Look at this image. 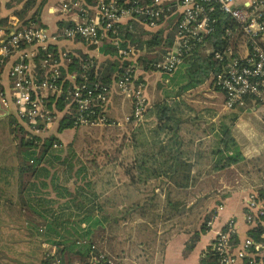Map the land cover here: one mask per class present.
I'll return each mask as SVG.
<instances>
[{
  "label": "built area",
  "instance_id": "1",
  "mask_svg": "<svg viewBox=\"0 0 264 264\" xmlns=\"http://www.w3.org/2000/svg\"><path fill=\"white\" fill-rule=\"evenodd\" d=\"M95 1L94 19L75 21L72 26L55 31L39 25L18 28L15 25L7 37L0 38V62L6 56H16L9 71L13 79L11 95L2 97V103L14 111L29 134L47 135L59 112L55 106L58 98L66 101L62 112L67 110L74 115L75 127L106 125L104 114L98 115L97 110L101 111L108 99L111 84L89 86L86 72L92 61H86L81 64V80H76V74L66 75L70 84L64 87L59 67L69 51L56 45L62 40L78 38L99 48L101 39L113 34V43L118 47L119 25L130 19L150 29L171 22L173 44L166 49L163 59L155 63L157 69L170 73L181 63L183 53L197 44H203L201 50L212 52L213 48L204 43L203 38L215 31L213 24L219 19L215 15L222 13L229 21L220 38L224 41L223 49L214 54L220 69L211 76L212 80L223 91L229 108L245 102L264 101V0H251L245 8L238 7L236 0ZM77 5L78 0L61 1L62 10ZM240 43L246 49L243 56ZM135 52L130 46L119 49L126 60ZM38 68H46L47 74L39 78ZM133 77V70L126 66L114 85L128 95ZM134 101L132 118L139 124L147 107L142 83L134 93ZM263 191L264 185L252 187L245 198V221L251 228L261 229L259 239L249 235L239 238L235 221L229 219L217 231L210 246L215 256L214 264H264Z\"/></svg>",
  "mask_w": 264,
  "mask_h": 264
},
{
  "label": "rangeland",
  "instance_id": "2",
  "mask_svg": "<svg viewBox=\"0 0 264 264\" xmlns=\"http://www.w3.org/2000/svg\"><path fill=\"white\" fill-rule=\"evenodd\" d=\"M71 41L91 44L78 38L71 39ZM164 54L158 61L163 59ZM137 57L134 53L131 54V58L136 59ZM3 62H0L1 65ZM127 66L133 70L134 74L133 79L129 82L128 95L122 93L116 87L117 85H114L115 79L110 83L111 90L108 99L101 107L102 114L107 120L106 125L74 128L75 133L72 142L69 143L70 145L62 143V147L65 148L62 155L69 154L67 150L69 146L73 149L74 167L70 174L71 178L66 177L67 172L64 176L61 175L55 183V185L60 186L58 191L62 194L64 193V186L74 190L75 185L84 188L88 195L91 194L89 199H92L96 207L94 219L99 221L94 227V246L100 252V256L107 258V264H122L123 260H119V253L121 254L123 251H121L123 245L121 246L120 240L133 242L136 229L138 233H142L144 232V225L148 227L146 229L147 240L145 242L140 241L139 245L141 244L142 247H138L137 251L133 250L132 245L129 247L130 258L135 259L138 257L137 255H142L145 257L143 261L148 260L147 257L149 252L153 250V244L157 245L154 247L155 249L158 248V244L160 245L156 237L158 231L165 232L172 227L200 230L204 222L207 224L209 217L213 215V209H216L220 201L229 192L238 190L249 182V178H252L248 177L243 172L244 169L242 168L244 167L239 165L228 167L217 173L210 172L191 177L190 182L192 185L194 184L193 187L183 191L179 200H174L179 205L177 207L168 206L166 195L170 197L172 193L170 189L174 187L171 186L172 181L166 175H161V171H164L170 162H165L167 152H162L159 149L161 144L172 135L173 126L166 124L160 127L158 122L154 125L153 130L147 131L145 137L138 139L136 131L143 121L146 111L139 124H135L136 121L132 118L135 102L134 93L139 83H142L147 105L150 101H155V94L156 96L159 95V99H166L169 105L173 104L175 97L180 102L179 105L174 104L175 112L184 122L182 123V130L183 133L185 131L187 138L189 136L188 129H194L196 123H199L196 122V116L203 114L200 112L205 110L203 106L210 99L217 97H214V93L211 91L213 87L207 88V84L187 89L182 92V95L175 96L174 92L186 82L183 75L184 67L181 63L170 73L155 68L157 72L151 75L154 82L153 84L149 83L150 88L147 86V81L142 79L141 72H152L153 70L144 69L143 65L136 63L135 60H131ZM138 73L142 76H138ZM208 81L213 82L212 78ZM112 88H115L118 94L126 98L125 100H130V110L125 112L126 114L121 121L117 122L105 113ZM152 95H154L153 98ZM257 102L262 104V101ZM223 103L226 105V98ZM181 110H185L182 115L180 114ZM204 113L206 117L211 114L208 111ZM200 120H204V118H200ZM9 126L6 121L0 120V164L15 165L17 163L15 141L12 139ZM211 142L213 143L211 138L206 141L207 144ZM212 163L213 161L209 159L203 160L201 167L209 169ZM80 166L84 167V171L75 174ZM57 168L59 171L65 169L60 165ZM254 176L253 179L255 180L259 178L255 174ZM9 181L11 186L9 190L6 187L5 189L11 192L15 190L14 179L9 177ZM217 189L220 190L217 191ZM46 191H49V195L52 197H55L58 192L51 186ZM179 195L174 192L173 197ZM59 198L60 203L66 199ZM1 201L4 202L5 198H2ZM182 201H186L188 207L180 205ZM4 205L0 210V264H41L45 255L56 253L57 247L43 241L32 228L30 229L25 225L27 213H20L17 206L16 209L10 208L6 202ZM183 211L187 212L183 214L185 219L181 217ZM69 227L70 231L73 232L74 226L70 224ZM150 238H156V242L151 243L152 239ZM66 260L74 261L68 252L66 253ZM53 263L61 264L57 259L52 260L49 264Z\"/></svg>",
  "mask_w": 264,
  "mask_h": 264
},
{
  "label": "trees",
  "instance_id": "3",
  "mask_svg": "<svg viewBox=\"0 0 264 264\" xmlns=\"http://www.w3.org/2000/svg\"><path fill=\"white\" fill-rule=\"evenodd\" d=\"M46 0H7L6 6L13 8V14L18 18L17 28L21 26H31L41 24V10ZM96 3L95 0H89ZM148 3L150 0H142ZM219 19L214 23L215 31L204 36V43L211 45L212 52L201 50L202 43H199L183 53L181 65L184 67L183 75L186 78L180 89L174 92L175 96L182 95L187 89H192L203 84L213 74L220 69V65L215 60L214 54L218 50H222L224 41L221 38L224 33V26L228 24V18L222 13L217 12L215 15ZM0 24L8 25V17H1ZM73 22L60 23L59 28L63 26H72ZM44 27V26H43ZM119 46L113 43V34L107 38H102L99 45V51L107 58L98 62L94 57L87 54L74 53L69 51L67 57L59 68L61 70V78L63 86L70 84L66 75L76 74V80L80 81L79 72H81V64L86 61H92V65L87 70V83L93 87L95 83L108 85L114 79H118L123 73L125 67L131 62L124 59L119 54V49L132 46L135 51L139 52L137 61L143 65L146 70L155 69V63L160 60L162 54L166 52L167 43L171 44L174 37L172 35L168 41L164 42L161 31L148 32L143 28V24L135 19H130L119 25ZM9 30V29H8ZM11 29L8 31L10 33ZM89 46L94 47L93 44ZM157 50V51H156ZM5 57V61L7 60ZM4 61V62H5ZM39 78L45 76L46 68L36 69ZM12 85L13 79L10 78ZM168 96V95H167ZM173 104L169 105L166 99H158L154 105L155 115L160 127L166 124H172V135L166 142L161 144L159 150L167 152L165 162L170 164L165 168L169 169L172 174L166 175L175 185L187 186L191 181L189 175H174L173 172L178 168H190L191 164L187 159L182 158L181 141L179 137V126L182 119L175 112V105H179V101L174 97ZM66 101L58 98L55 106L58 110H63ZM98 109V108H97ZM98 115L103 112L99 109ZM73 114L64 111L59 120V130L66 128H76L73 121ZM7 117L9 118L12 139L15 141V154L17 163L15 165L0 164V210L3 208L4 202L12 209L16 206L20 213H27L25 225L32 228L36 235L40 236L43 241L57 247L56 253L44 256L41 264H49L52 260L57 259L61 264H107V258L100 256V252L94 246V227L99 223L95 220V205L92 199H89L88 193L84 188L75 185V189L71 190L64 186L62 194L59 192V185H55L59 177L67 174V178H71V171L74 167L73 149L71 146L67 149L69 154L62 155L65 148L62 147V141L54 134L40 136L29 134L25 124L21 123L14 111H11ZM171 128V127H169ZM222 135L220 138L221 147L216 149L217 159L213 162V168L223 170L233 165L243 166L246 169L251 167L245 174L249 178L248 181L259 182L264 180V164L263 159L256 157L253 159H245L241 153L235 139L232 136L228 125L222 126ZM71 143V142H70ZM69 144V143H68ZM56 145V146H54ZM70 145V144H69ZM65 169L59 171L58 166ZM254 168V169H253ZM84 167L80 166L75 174L84 171ZM165 171V170H164ZM257 175L259 178L253 179ZM162 175V174H161ZM9 177L14 179V191H7L11 184ZM1 182H3L1 184ZM49 186L57 190V197L49 195L46 191ZM264 193V191H263ZM59 195V196H58ZM59 197L66 198L63 202H59ZM5 198L2 202L1 199ZM168 206L177 207L179 204L171 201L166 195ZM91 204V205H88ZM57 205V206H55ZM181 205V203H180ZM70 224L74 226V231H70ZM84 224V226H83ZM206 229L205 222L199 232ZM199 232H195L186 245L187 249L194 246V242L199 237ZM261 229L252 228L248 235L254 239H259ZM69 253L74 261L66 260V253ZM215 256L211 249L207 250L205 256L201 259V264H214Z\"/></svg>",
  "mask_w": 264,
  "mask_h": 264
},
{
  "label": "crops",
  "instance_id": "4",
  "mask_svg": "<svg viewBox=\"0 0 264 264\" xmlns=\"http://www.w3.org/2000/svg\"><path fill=\"white\" fill-rule=\"evenodd\" d=\"M38 1L42 0H37V2ZM61 1L62 0H46L42 6L40 15L41 24L51 31L57 30L59 28L60 23L66 21L75 22L96 18L95 3H92L89 0H78V5L76 6V8L70 10H62ZM164 1L173 2L175 0ZM250 1L251 0H236L235 2L238 7L245 8L247 7ZM6 2L7 0H0V18L8 17V25L0 24V38L7 37L8 31L10 29L12 30L13 27L19 23L18 18L12 12L13 8H8L6 6ZM127 21L128 20H125L123 23ZM171 26V22H166L155 29H150L144 25L143 28L151 33L161 31L162 39L164 42H166L168 41V38H170L171 35L172 37H174V32L172 31ZM173 41L174 39L172 40L171 44L167 43L165 47L168 48L172 46ZM56 46L61 49H67L68 51L74 53L80 52L81 54H87L88 56L94 57L98 62H101L105 58H107L103 53L99 51V48L91 47L80 41L62 40L57 43ZM239 50L242 56L246 54V49L242 45V43H240ZM137 54H139V52L136 51L134 55L137 57ZM15 58L16 56H11L8 57L7 60L2 63V65L0 63V120L6 121L8 125H10V122L7 115L12 110L10 108H6L3 105L2 97H9L11 95L9 71L11 69V66L15 62ZM137 58L129 59L137 61ZM156 72L157 71L153 69L152 72H141L143 76L138 73V76H142V79L147 81V86L148 88H150L151 85L149 83L153 84L154 82V79H151V75ZM210 78L207 79L200 86H205L207 84V88L213 87L211 91L212 93H214V97L217 98L210 99V101L203 106L205 110L200 111L203 114H198L196 116L197 119H199H196V122L199 123H196L197 125L193 127L194 129H188V138L185 137L186 133L185 131L183 133L182 130V123L184 122H182L179 126L178 134L182 145L181 151L183 155L181 159H187L191 164V167L187 169L178 168L173 172L174 175H189L190 177H195L210 172L217 173L220 171L214 169L213 165L210 166V168L208 169L206 167H201V164L203 160L209 159L214 162L217 159L218 156L216 149L221 147L220 138L222 135L221 131L223 125L229 126L232 136L235 139V142L238 145L245 159L249 160L256 157H260L263 159L262 164H264V101L261 102L262 104H260V102L250 101L245 102L244 104L236 105L232 108H227L226 105L223 103L225 99L223 91L215 84H213L212 81H208L210 80ZM207 88H205V90H207ZM153 96L154 95H152V98ZM158 96L159 95L156 96L155 94V101H150L146 107L144 119L140 123L136 131L138 139H140L141 137H145L147 135V131L150 129L153 130L154 125L158 123L154 110V105L159 99ZM109 98L110 101L106 105L105 113L108 114L110 118L115 119L116 122L121 121L125 116L124 114H126L125 112H128L130 110V100H125L126 98H123L122 95L118 94L115 88H112ZM205 111H208L211 114L209 113L210 115L206 117L204 115ZM184 112L185 110H181L180 114L182 115ZM63 113L64 112H62V110H59L54 123L51 125L49 131L47 132V135L54 134L55 136L61 139L62 143L65 144L72 142L75 129L66 128L62 131L59 130V120L62 117ZM200 118H204V120H200ZM206 125L208 126L206 127ZM4 129L6 132H8L6 128ZM210 138L212 139L213 143L211 142L207 144L206 141H209ZM249 170H252V168L248 167L244 169L243 172L246 173ZM161 174L168 175L172 174V172H170L169 169H165V171H161ZM170 184L172 187H174H171L172 189H170V191H172L173 194L174 192L180 194L178 197H173V194L171 193V201L179 200V198L183 195V191L190 190L191 187H193L194 185H192V182H190V185L188 183L187 186L175 185L173 182ZM262 185H264V180L259 182L249 181L238 190L229 192L227 196H225L220 201L216 209H213V215L209 217L211 224H208L207 222L206 229H204L203 232H199L200 230H191L187 228L184 229L176 227H172L170 230H166L165 232H163L162 230L158 231V235L156 237L157 241L160 242V245L158 244V248H156V250L154 247H157V245L153 244V250L149 252L148 257L146 256L148 258L147 261H143L145 257H143L142 255H137L138 257H136L135 259L130 258V245H132L133 250L137 251L138 247H142L141 244L139 245V243H141L140 241L145 242L148 238V234L146 232V229L148 228L147 226H143L144 232L142 233H138L136 229L138 227H136V234L135 237H133L132 239L133 242H129L127 240H120L121 246L123 245L121 251H123L121 252V254L119 253V260H123L121 262L122 264H201L200 261L205 256V253H207V250L210 249V246L216 236L217 231L229 219L232 218L235 221L239 238L242 239L248 236V232L252 228L248 226L245 221V198L247 196L248 191L252 187H259ZM219 190L220 189H217V191ZM182 202V206L188 207L186 201ZM186 213L187 212L184 211L181 213V217L183 219H185V216H183V214ZM195 232H199V237L194 242V246L191 249H187L186 245L189 243L190 238ZM137 237L140 239H138ZM153 241L156 242V238H153L151 243H153ZM237 264L242 263L238 262Z\"/></svg>",
  "mask_w": 264,
  "mask_h": 264
}]
</instances>
